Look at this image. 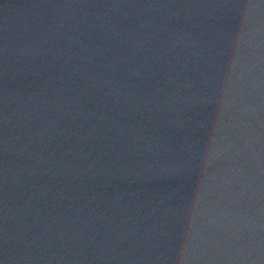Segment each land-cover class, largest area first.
Masks as SVG:
<instances>
[{"label": "water", "instance_id": "obj_1", "mask_svg": "<svg viewBox=\"0 0 264 264\" xmlns=\"http://www.w3.org/2000/svg\"><path fill=\"white\" fill-rule=\"evenodd\" d=\"M0 264H264V0H0Z\"/></svg>", "mask_w": 264, "mask_h": 264}]
</instances>
